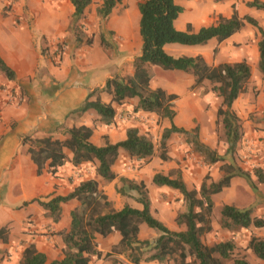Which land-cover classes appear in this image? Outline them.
<instances>
[{"label": "trees", "instance_id": "1", "mask_svg": "<svg viewBox=\"0 0 264 264\" xmlns=\"http://www.w3.org/2000/svg\"><path fill=\"white\" fill-rule=\"evenodd\" d=\"M123 1L100 0L95 9L99 23L106 27L111 14ZM177 1L138 2L141 47L139 55L133 62L132 75H117L107 79L104 87L89 92L83 104L72 114L93 111L99 117L94 123L109 126L113 123L116 113L115 105L120 106L126 101L136 100L132 107L133 112L155 114L160 119L170 122V127L163 130L162 147L172 135L182 136L192 150L203 158L205 165L210 167L219 162H228L221 166V177L214 181L206 175L198 189H188L181 177L171 178L170 175L161 173L153 176V185L171 189L180 195L183 208L176 213L175 223L183 228L181 231H171L152 215L151 199L143 181L121 177L119 186L116 187L118 194L132 199L141 205V209L132 208L128 204L120 210L112 209L106 196L99 190L98 182L93 178L81 181L66 196H55L45 201L34 199L30 203H37L43 209L44 217L52 223L60 221L63 204L76 200L79 206L70 213L69 229L56 233L62 238L65 246L63 259L48 262L45 254L30 243L24 246L19 264H89L92 257L97 259L102 257L96 236L106 238L114 232L119 233L120 241L105 257L119 255L126 260V264H250L247 257L239 253V244L233 235L211 245L205 244L203 237L213 231L211 215L215 206L214 197L228 189L233 179H244L253 190L256 189V183L264 184L262 168L248 171L233 161L242 131L239 117L232 110V106L240 95L247 93L252 76L251 68L246 61L209 65L202 55L173 56L166 52L165 46L171 44L185 47L204 46L211 40L221 43L239 32L245 25H250L256 29L260 37L257 43L259 53L257 67L264 80V30L254 18L249 15L239 17L234 10L230 18L219 17L215 24L201 27L196 33L191 32L189 25L186 31H179L175 22L183 8ZM92 2L71 0L73 14L70 30L79 44L85 42L83 21ZM246 5L264 11V2L259 0H250ZM99 40L105 51L111 49L103 34L99 35ZM85 43L89 45L91 41ZM154 67L191 75L194 79L193 87L202 86L204 83L211 86L213 93L221 99L217 117L221 119L227 144L225 157L199 140L198 127L185 130L173 123L177 96L160 87L154 89L150 87L151 68ZM0 74L9 81L15 80L14 72L1 59ZM102 95L108 97V102L102 100ZM262 122L264 131V118ZM55 131L60 133L62 139L53 135L43 137L27 135L22 138V143L28 146V153L37 167L38 175H42L44 171L56 175L58 168L65 163V150L71 152L73 166L94 165L96 175L105 181H112L116 177L112 167L119 157L120 150L137 162L149 161L155 153L153 142L146 135L140 134L139 129L135 127L126 130L125 140L111 143L104 137L100 146L91 142L93 128L85 125L72 127L61 125ZM220 215V228L231 234L248 231L253 227L264 228V219L255 215L251 207L223 205ZM141 225L154 231L156 236L141 239L139 237ZM8 233L6 226L0 228V240L3 243L7 242ZM244 250H251L257 258L264 261V238L251 235Z\"/></svg>", "mask_w": 264, "mask_h": 264}, {"label": "crops", "instance_id": "2", "mask_svg": "<svg viewBox=\"0 0 264 264\" xmlns=\"http://www.w3.org/2000/svg\"><path fill=\"white\" fill-rule=\"evenodd\" d=\"M93 1L98 2L96 5L100 3V0ZM127 1L124 0L113 11L106 26L107 30L115 33L118 39L124 38L121 42L118 40L120 50L127 51V57L121 58L119 62L120 67L125 68L120 75L133 73L134 57H128L131 54L126 41L130 32H133L136 37L137 34L139 35L137 26L139 15L136 12L138 3L133 0L135 10H132L129 4H126ZM249 1L178 0L177 4L183 8V12L175 22V26L179 31H186L189 25L191 32L196 33L201 27L215 24L219 17L230 18L235 10L239 17L249 15L254 18L264 30V11L248 7L246 3ZM259 1L264 2V0ZM120 8H123V13L118 17L117 12ZM88 11L90 6L86 13ZM92 13L95 15V9ZM72 14L71 0H0V59L15 74V80L7 81L15 84L23 94L20 103H5L4 100H0V228L6 226L9 229L7 242L3 243L0 240V264H19L24 246L30 243L34 244L39 252L45 254L48 262L63 259L65 246L62 238L56 233L69 229L70 213L79 206V203L72 200L63 204L60 221L52 223L44 217V211L37 203H30L34 199L45 201L55 196H66L81 181L93 178L98 182L99 190L106 196L112 209L120 210L125 204L141 209V205L132 199L122 197L116 191L121 177L143 181L142 170H138L137 161L128 158L123 150H120L119 157L112 167L115 179L105 181L96 175L95 166L93 168L88 164L73 166L72 154L69 150L64 151L65 163L58 168L56 175H51L47 171L38 175L37 167L28 153V146L22 143V138L27 135L35 137L53 135L62 139L60 133L55 131L61 125L65 127L85 125L93 128L91 142L97 146L102 145L104 137H107L111 143H118L126 139L128 128L138 127V117L150 115L132 111L136 100L129 101L130 104L115 105L116 113L113 123L109 126L99 122L94 123V120L99 117L93 111L72 114L83 104L89 92L102 89L105 81L111 78L106 75L103 81H97L95 85L89 84L88 75L93 66L103 65V59L110 60L115 57H110V54L105 53L100 46L96 53L92 54L91 48H88L92 43L89 45L85 42L78 43L70 30ZM255 30L252 26L245 25L239 32L221 43L211 40L204 46L186 48L191 50L176 49L181 50L179 56L202 55L206 58L209 55L208 45L210 44L217 45L222 51L238 43L239 39L245 41L252 39L253 47L250 55L258 66L257 43L260 37H255ZM249 32L252 33L250 37ZM175 46L181 47L177 44L166 45V52L168 53L169 47L175 48ZM184 50L190 54L184 53ZM134 55L136 58L137 52ZM170 72L175 77L172 82L168 81L159 86L168 93L177 96L193 85L192 77L180 71ZM105 97L103 96L104 101L108 102V97ZM259 97L264 100V91ZM262 109H264V102ZM185 111L189 112L186 104ZM169 165L170 168L175 167L173 162ZM160 173L168 175L167 171H160ZM153 176L154 174L150 176L151 183ZM236 181L233 179L229 188L232 184H236ZM146 187L151 199V213H156L164 223L161 222L171 231L183 230L175 223L176 214H172V220L168 222L156 211L150 191L151 186L147 184ZM155 188L159 187L155 186ZM258 217L264 219L262 215ZM237 233L223 235L225 239L233 235L237 241ZM155 236L154 231L145 225L140 226L141 239ZM120 238L117 232L106 238L97 235L96 242L102 257L100 259L92 257L89 264H126L122 256L105 257ZM260 238H264V235Z\"/></svg>", "mask_w": 264, "mask_h": 264}, {"label": "rangeland", "instance_id": "3", "mask_svg": "<svg viewBox=\"0 0 264 264\" xmlns=\"http://www.w3.org/2000/svg\"><path fill=\"white\" fill-rule=\"evenodd\" d=\"M134 1H137L138 3L142 0ZM97 3L98 2L96 1L92 2L90 5V11L86 13L83 21L82 29L85 34V42L91 41L92 44L88 46V48H91L92 54H95L97 49L101 47L99 35L103 34L110 43L111 49L105 51L102 47L101 48L105 53H109L110 57H115L110 59L111 61L109 59L107 60V58L105 60L103 59V65L93 66L91 73L88 75V83L92 85H95L97 81H103L106 75L111 77L120 75V72L125 70L124 67H120V59L127 57V51H121L118 44V40L121 42V39L124 38L119 37L118 39L115 36V33L107 30V27L99 23L96 15L92 13V10L96 9L98 6L96 5ZM126 4H129L130 8L135 10L133 0H128ZM136 12L139 15L137 9ZM122 13L123 8H120V11L117 12L118 17L121 16ZM93 15L94 17H92ZM137 26L139 27V21ZM254 33L255 37L259 36L256 30ZM251 34L252 33L249 32L248 36L250 37ZM125 36L127 37V34ZM94 40L95 43L93 44ZM127 43L129 44L131 54L128 57H134L135 59L134 53L137 52L138 55L140 52L139 35L137 34L136 37L133 32H130L129 38L126 41V44ZM214 45H208L209 55L204 58L209 65L234 63L244 60L251 68L252 76L248 91L247 93L240 95L232 106V110L239 117L242 131L241 140L235 148L233 161L236 165L248 171L253 168H262L264 170V131L262 122L264 118V109H262L264 100L259 97L262 91H264V80L262 79L256 63L250 55V51L253 47L252 39L246 41L239 39L238 43H234L229 49L225 48L222 51L218 49L217 45ZM176 48L186 49L187 47H169L168 53L173 56H179L178 54L181 53V50ZM215 48L216 52H214ZM186 50H184V53L190 54ZM126 65L127 64H125V66ZM151 73L152 79L150 87L153 89L164 85L168 81L172 82V79L175 78L174 74L170 71H164L156 67L151 69ZM185 75L192 77L189 74ZM14 92H18L23 97V94L15 84L9 83L7 79L0 74V99H7V96ZM104 98H106L105 95ZM102 100L104 101L103 95ZM124 104L130 103L129 101H126ZM185 104L188 106V113L185 111ZM220 105L221 99L213 93L209 84L204 83L199 87H193L192 85L184 92L177 95V99L174 103L176 116L173 123L177 127L186 130L198 127L199 140L212 150L216 151L220 156L225 157L227 144L225 143L223 135L221 119L217 117V110ZM137 124L140 134L146 135L153 142L155 147V153L151 160L137 162L138 170H142L141 176L143 182L146 183V186L147 184L151 186L150 191L153 196L156 211L162 214L166 221L171 222L172 214H176L183 208L180 201L181 197L176 191H172L168 188L156 189L150 182V176L152 174L155 175L160 173V171H167L171 178L181 177L188 189H198L206 175H209L211 180H218L222 175L221 166L228 162H219L210 167L205 165L203 158L192 150V147L186 143L182 136L178 135H172L165 142V146L162 147L161 138L163 130L170 127V122L165 119H160L155 114L138 117ZM163 156L165 159H163ZM172 162L175 167L170 168L169 164ZM90 166L93 168L94 165ZM235 179L237 180L236 184H232L231 188L226 189L214 197L215 206L211 215L213 231L210 236L209 234H206L203 238V242L207 245L219 242L220 239L225 240L223 234H229L228 231L222 230L219 225L221 216L220 210L223 205H233L238 207H248V205H251L250 207L253 209L255 215H262L264 217V184H258L255 182L256 189L253 190L244 179ZM232 198H234V200H232ZM152 215L156 219L162 221L156 213L152 212ZM249 234L262 237L264 235V228L257 229L253 227L248 231H239L236 234L238 239L237 242L239 244V253L244 254L250 264H264V261L257 258L251 250H244ZM228 238L229 237H226V239Z\"/></svg>", "mask_w": 264, "mask_h": 264}, {"label": "built area", "instance_id": "4", "mask_svg": "<svg viewBox=\"0 0 264 264\" xmlns=\"http://www.w3.org/2000/svg\"><path fill=\"white\" fill-rule=\"evenodd\" d=\"M7 97H8L7 99H4L5 103H20L22 102L23 99V97L18 92L10 93V95ZM0 108H1V104H0Z\"/></svg>", "mask_w": 264, "mask_h": 264}]
</instances>
